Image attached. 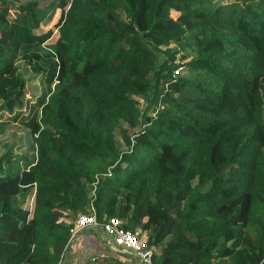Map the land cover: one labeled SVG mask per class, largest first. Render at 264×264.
<instances>
[{
    "label": "trees",
    "instance_id": "trees-1",
    "mask_svg": "<svg viewBox=\"0 0 264 264\" xmlns=\"http://www.w3.org/2000/svg\"><path fill=\"white\" fill-rule=\"evenodd\" d=\"M7 2L0 128L24 145L0 137V264L58 263L53 209L117 218L152 264H262L264 0ZM100 249L82 264H128Z\"/></svg>",
    "mask_w": 264,
    "mask_h": 264
},
{
    "label": "rangeland",
    "instance_id": "rangeland-1",
    "mask_svg": "<svg viewBox=\"0 0 264 264\" xmlns=\"http://www.w3.org/2000/svg\"><path fill=\"white\" fill-rule=\"evenodd\" d=\"M8 2V4H9V6H10V15H13L14 14V9H15V7H16V5H17V2L18 1H20V0H7ZM224 1V0H223ZM170 14L173 16V17H175V15H176V12H174V11H171L170 12ZM57 14H55V16H56ZM55 18H53V20H51L46 26H43V28H41V30H44L46 27H51L52 28V30H54L53 29V23H54V20ZM57 35V33H54L53 34V36H52V38L50 39V40H48V42L47 43H51V41H53L54 40V38H55V36ZM180 55V53H176L175 54V56H176V58H174L175 60H177V61H181L179 58H178V56ZM155 58L157 59V60H159V61H161V60H163L162 59V55H161V53L159 52V51H155ZM175 60H173V61H175ZM181 62H183V60L181 61ZM184 68V67H183ZM182 71H183V69H182ZM181 71V72H182ZM32 83L34 84L35 82L34 81H32ZM29 86V85H28ZM27 86V88H26V93H27V95L29 96V94L31 93V90H30V88ZM31 95V94H30ZM135 99H136V101H137V103H136V105H137V108L139 109V110H142L143 109V107L145 106V97H143V96H136L135 97ZM1 114V116H0V119H2V120H5V118H6V113H3V112H1L0 113ZM136 128H134V129H130V128H128L127 127V125L124 123V122H122V121H120L119 122V126H118V128H116L115 130H114V137H115V139L118 141V147H120V148H123L124 147V145L122 144V140H121V136H120V134H121V130H126L129 134L131 133V132H133L134 130H135ZM8 134V140H7V143L8 144H10L11 146H9L10 148L11 147H13V148H15V149H17L16 148V145H18V144H20V145H24V142L23 141H21V142H18L17 140H16V138H19V136H21V134L20 133H23V132H20V131H16V129H13L12 128V126H10V125H5V126H3V127H1L0 128V137L3 135V134ZM12 133H16V134H14L13 136L11 135ZM12 148V149H13ZM14 149V150H15ZM13 151V150H12ZM93 189H94V186L92 185V187L90 188V189H88V191H87V197H91L92 195H93ZM34 191V186H33V189H32V192ZM29 196V195H28ZM27 196V197H28ZM26 200L27 201H25L22 205H23V207H26V208H28V203H29V198H26ZM33 203H34V197H33ZM28 211H30L29 209H28ZM52 212L57 216V218H58V221H61V222H64V223H68V224H70L71 225V228H70V237H69V239H68V242H70L71 240H72V234H71V230H72V228H73V224H74V220L73 219H75L74 218V216L72 217L71 216V214L69 213V212H67V211H61V210H59V209H53L52 210ZM86 213V212H85ZM78 232H82V234L83 233H85V231L82 229V230H79V231H77V232H75V233H78ZM93 232V234H95V235H99V233H100V231L99 230H95V231H92ZM137 236H138V234H137ZM139 237V236H138ZM140 239H142V238H144V236L143 235H141L140 237H139ZM99 239V241H98V243H97V247H99V248H102V246H100V244H101V240H100V238H98ZM96 242V241H95ZM104 242V241H103ZM109 242V241H108ZM68 244V243H67ZM93 244L95 245V243L93 242ZM101 250V249H100ZM123 253H125L126 255H127V259H131L130 261H131V263H134L135 262V260H136V257L134 256V255H132V254H130L128 251H123ZM262 264H264V262L262 263Z\"/></svg>",
    "mask_w": 264,
    "mask_h": 264
},
{
    "label": "built area",
    "instance_id": "built-area-1",
    "mask_svg": "<svg viewBox=\"0 0 264 264\" xmlns=\"http://www.w3.org/2000/svg\"><path fill=\"white\" fill-rule=\"evenodd\" d=\"M33 197L34 191L29 197L28 209L30 211L33 207ZM96 225H98V223L92 213L78 214L74 219L71 236L79 230L94 227ZM100 226L101 232L105 236L109 237L116 247L130 251L136 257V260L141 264H152L151 248L148 247L145 241L140 239L137 234L122 228L120 226V221L117 218L111 217L104 223L100 224ZM60 263L61 257L57 264Z\"/></svg>",
    "mask_w": 264,
    "mask_h": 264
},
{
    "label": "crops",
    "instance_id": "crops-1",
    "mask_svg": "<svg viewBox=\"0 0 264 264\" xmlns=\"http://www.w3.org/2000/svg\"><path fill=\"white\" fill-rule=\"evenodd\" d=\"M84 231L85 233L83 234L82 232H78L72 236V240L68 242L64 251L60 254V264H82V262L85 261L88 257L97 253V249H99V247H97V243L99 241L98 238H100L101 240V256H111V252L123 253V251H128L116 247L111 239L105 236L102 232H100L99 235H95L93 233L87 232V230ZM93 242L95 243V245L93 244ZM128 252L132 254L130 251ZM130 260L125 259L124 261L128 264H139L137 260H135L134 263H131Z\"/></svg>",
    "mask_w": 264,
    "mask_h": 264
}]
</instances>
